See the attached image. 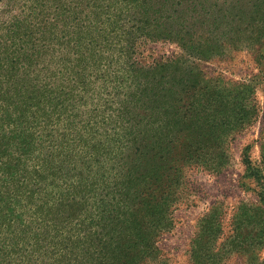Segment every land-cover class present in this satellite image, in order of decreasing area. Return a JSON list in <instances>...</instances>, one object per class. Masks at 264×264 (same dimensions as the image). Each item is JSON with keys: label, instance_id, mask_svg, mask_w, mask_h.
Listing matches in <instances>:
<instances>
[{"label": "trees", "instance_id": "1", "mask_svg": "<svg viewBox=\"0 0 264 264\" xmlns=\"http://www.w3.org/2000/svg\"><path fill=\"white\" fill-rule=\"evenodd\" d=\"M168 1L32 0L0 24V264H171L157 241L188 171L220 174L222 139L259 112L252 82L197 83L186 63L220 39L258 55L264 0L231 1L217 36ZM158 41L179 52L146 57Z\"/></svg>", "mask_w": 264, "mask_h": 264}, {"label": "rangeland", "instance_id": "2", "mask_svg": "<svg viewBox=\"0 0 264 264\" xmlns=\"http://www.w3.org/2000/svg\"><path fill=\"white\" fill-rule=\"evenodd\" d=\"M231 1L169 0L165 8L174 14L187 12L183 19L194 36L210 33L217 36V32H228L230 28H225L223 16L229 13L226 9L231 7ZM34 6L32 0H0V24L11 16L35 15ZM201 8L213 14L214 19H200L204 15ZM198 41L194 40L193 44L196 46ZM217 43L221 55L205 60L193 58L186 63V71L191 72L197 83L219 80L221 87H231L240 82H252L259 112L254 122L229 134L231 141L227 143V137L222 139L227 149H224L225 165L220 174L188 171L187 188L181 193L185 200L173 205L172 229L160 236L157 246L171 264H264V164L261 160L264 44L258 48V56L253 51L234 50L225 39ZM141 50L146 57L151 55L154 59L179 52L175 43L162 41L148 42ZM216 138L215 134L210 137L212 141ZM248 166L254 169L248 171ZM172 196L171 192L170 198ZM170 201L168 199V204ZM203 226L208 227L207 230ZM214 229L217 234L212 236Z\"/></svg>", "mask_w": 264, "mask_h": 264}]
</instances>
